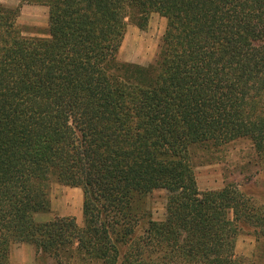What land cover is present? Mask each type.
Segmentation results:
<instances>
[{"label": "trees", "instance_id": "1", "mask_svg": "<svg viewBox=\"0 0 264 264\" xmlns=\"http://www.w3.org/2000/svg\"><path fill=\"white\" fill-rule=\"evenodd\" d=\"M4 1L0 264L15 244L54 264H264L234 254L264 210L232 185L200 191L190 156L247 139L264 160V0ZM24 4L47 7L45 37L23 35ZM152 14L166 20L155 60L120 62L127 25ZM55 184L82 190L81 226L34 221Z\"/></svg>", "mask_w": 264, "mask_h": 264}, {"label": "rangeland", "instance_id": "2", "mask_svg": "<svg viewBox=\"0 0 264 264\" xmlns=\"http://www.w3.org/2000/svg\"><path fill=\"white\" fill-rule=\"evenodd\" d=\"M7 6L17 2L5 0ZM48 9L43 5L24 4L21 6L17 24L27 37H45ZM166 20L152 14L144 29L128 24L117 54L122 63L148 66L153 63L158 52ZM191 164L200 191L220 190L232 185L250 201L264 210V160L254 151L247 139H236L225 145L194 146L190 149ZM62 195L60 185L51 187L50 198L57 200ZM165 191L152 192L146 199V208L153 221H161L165 215ZM57 207V206H56ZM45 214L35 215L36 220L44 219ZM82 225V224H81ZM80 225V226H81ZM263 244V245H262ZM13 245V249H14ZM237 258L257 256L264 262V226H243L239 230L234 247ZM32 264H54L48 260H34ZM70 264H75L70 262Z\"/></svg>", "mask_w": 264, "mask_h": 264}, {"label": "crops", "instance_id": "3", "mask_svg": "<svg viewBox=\"0 0 264 264\" xmlns=\"http://www.w3.org/2000/svg\"><path fill=\"white\" fill-rule=\"evenodd\" d=\"M60 189L62 190L60 198L57 200L50 198V210L45 213L46 218L36 220L34 216V221L42 223L55 218L73 217L80 226L82 224V190L62 185ZM10 260L12 264H32L35 260L33 248L27 244H16L14 249L12 248Z\"/></svg>", "mask_w": 264, "mask_h": 264}]
</instances>
